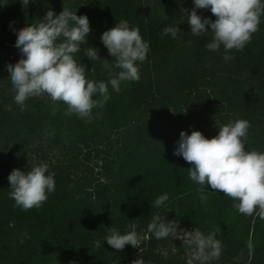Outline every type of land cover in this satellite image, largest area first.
Here are the masks:
<instances>
[{
	"label": "trees",
	"instance_id": "trees-1",
	"mask_svg": "<svg viewBox=\"0 0 264 264\" xmlns=\"http://www.w3.org/2000/svg\"><path fill=\"white\" fill-rule=\"evenodd\" d=\"M0 2V264H132L137 258L186 264L170 239L153 238L147 224L153 215L183 222L199 208L211 215L221 244L213 264H264V219L237 212L232 198L206 185L201 203L190 164L173 155L180 130L212 137L237 118L250 125L245 149L264 151V15L250 42L225 62L222 47L207 50L209 37L189 32L184 9L192 0H29L26 13L18 0ZM63 6L88 18L82 50L93 46L109 63L99 37L120 19L149 44L140 79L122 82L119 92L109 87V99L90 121L64 115L66 105L47 96L26 99L23 111L13 100L7 64L21 54L15 29ZM196 11L215 19L208 9ZM167 25L180 29L175 39L161 38ZM75 58L86 78L107 80L99 62L82 52ZM40 162L54 174L55 189L39 208L21 210L7 195V175ZM164 193L163 205L152 207ZM129 224L136 225L137 247L115 250L103 241L109 227L124 232ZM97 239L99 248L92 246Z\"/></svg>",
	"mask_w": 264,
	"mask_h": 264
},
{
	"label": "clouds",
	"instance_id": "clouds-1",
	"mask_svg": "<svg viewBox=\"0 0 264 264\" xmlns=\"http://www.w3.org/2000/svg\"><path fill=\"white\" fill-rule=\"evenodd\" d=\"M18 2L26 13L29 0ZM192 4L191 9H184L189 32L195 37H209L204 44L207 50L215 52L222 47L225 62L233 58L231 50H242L250 42L264 15V0H192ZM196 9H208L215 19L202 17ZM179 31L177 25H167L160 35L175 39ZM89 32L87 16L77 15L75 10L65 6L59 13L49 8L41 18L15 29L14 43L21 56L8 63L7 70L13 100L21 111L26 99L47 96L54 104L66 105L64 115L75 114L90 121L92 110L102 109L109 99V87L119 92L122 82L140 79L139 64L145 60L149 44L142 39L137 27H130L127 20L120 19L101 32L99 38L112 57L111 63L101 58L93 46L82 50ZM80 52L89 60L100 63L106 70V81L86 78L85 66L75 58ZM95 115L98 118L101 113L97 111ZM249 127L246 119L237 118L217 127L218 131L212 137L204 136L199 130L187 133L182 129L175 141L173 155L181 156L190 164L188 177L200 186L197 191L201 203L207 199L203 191L206 185L208 190H219L232 198L237 212L250 215L255 211L264 219V151L245 149ZM7 180L10 189L7 195L21 210L39 208L55 189L54 174L44 162L27 170L14 167ZM167 198L166 193L160 194L151 206L159 208ZM147 231L155 239L179 238L193 246L199 264H208L220 254L221 244L215 230L204 234L194 227L181 232L176 220L153 215ZM103 241L115 250L123 249L126 244L137 247L136 225L129 224L124 232L109 227ZM92 246L101 247V240H94ZM132 264L143 262L137 258Z\"/></svg>",
	"mask_w": 264,
	"mask_h": 264
},
{
	"label": "rangeland",
	"instance_id": "rangeland-1",
	"mask_svg": "<svg viewBox=\"0 0 264 264\" xmlns=\"http://www.w3.org/2000/svg\"><path fill=\"white\" fill-rule=\"evenodd\" d=\"M21 56V54H20ZM178 229L183 232L184 230H191L194 227L199 229L202 233L207 234L209 230L214 229V222L211 215L204 209H193L187 211L183 222H177ZM172 252H177L185 259L186 264H199V261L194 257V247L183 242L179 238H169ZM167 250V249H166ZM217 258H214L208 262L213 264Z\"/></svg>",
	"mask_w": 264,
	"mask_h": 264
}]
</instances>
